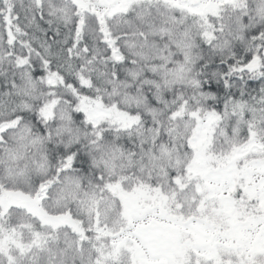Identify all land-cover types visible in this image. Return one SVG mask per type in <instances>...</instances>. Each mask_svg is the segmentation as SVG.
<instances>
[{
  "label": "snow or ice",
  "instance_id": "1",
  "mask_svg": "<svg viewBox=\"0 0 264 264\" xmlns=\"http://www.w3.org/2000/svg\"><path fill=\"white\" fill-rule=\"evenodd\" d=\"M0 264H264V0H0Z\"/></svg>",
  "mask_w": 264,
  "mask_h": 264
}]
</instances>
